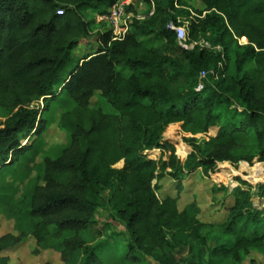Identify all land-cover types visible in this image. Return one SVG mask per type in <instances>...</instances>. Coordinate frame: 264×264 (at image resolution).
I'll return each mask as SVG.
<instances>
[{
	"label": "trees",
	"instance_id": "16d2710c",
	"mask_svg": "<svg viewBox=\"0 0 264 264\" xmlns=\"http://www.w3.org/2000/svg\"><path fill=\"white\" fill-rule=\"evenodd\" d=\"M151 1L152 8L143 0L142 18L113 40L87 14L106 13L114 0H0V109L6 112L0 171L35 147L60 93L72 100L58 117L68 142L55 157L42 158L40 174L14 202L13 231L0 234V264H9L4 252L28 238L34 254L53 250L61 264H111L102 255L115 233L97 219L104 202L128 237L117 264L142 256L183 264L179 252L190 240L205 247L204 264H242L264 245V207L251 199L264 200V181L255 191L240 178L247 188L213 186L226 203L215 224L200 221L195 199L178 206L183 180L199 167L206 176L216 162L257 157L264 163V0ZM178 18L189 21V43L202 38L208 46L181 47L167 28ZM90 34L96 47L74 60V49ZM95 93L112 111L91 106ZM172 123L193 133L217 131L201 149L194 146L200 157L193 149L182 164L161 139ZM249 134L253 153H239L240 137ZM152 148L168 156L147 157ZM165 178L175 182V193L160 198Z\"/></svg>",
	"mask_w": 264,
	"mask_h": 264
},
{
	"label": "rangeland",
	"instance_id": "374dc122",
	"mask_svg": "<svg viewBox=\"0 0 264 264\" xmlns=\"http://www.w3.org/2000/svg\"><path fill=\"white\" fill-rule=\"evenodd\" d=\"M145 9L146 6L144 2L136 6V11L139 13L144 12ZM87 17H92V14L88 13ZM100 27L99 25V28ZM188 27L189 26H187V28ZM86 40L89 41V43H85V40H82V44L79 43L74 49V60L87 51H93L96 47L93 35ZM195 43L208 46L207 42L202 38H198L197 41L189 44L193 47ZM238 43L246 44V42L244 43V41L241 42L240 40H238ZM69 68L70 64L63 68L60 73L61 77L66 75V70ZM62 93H60L61 96L58 98L59 100L53 102L50 110L45 113L47 128L34 143L35 147L26 151L18 163L8 165L0 171V234L13 231V220L11 219L12 206L14 202L20 198L24 189L32 184L35 176L40 174L42 158L44 156L55 157L60 152L61 148L68 142L67 135L58 126V117L63 110L69 109L72 106V100L70 101L64 94L62 95ZM38 104H41V100ZM90 104L92 107H99L105 112L112 111L110 105L97 93L91 98ZM5 118L6 112L0 109V120ZM216 131L217 127H211L206 133H193L190 130L182 129L180 123H173L169 124L164 129L161 139L163 142L173 145L177 158L184 164L193 149L196 150V156H201V151H198L194 146L198 145L201 149L203 147V142L206 141L209 136H213ZM190 139H194L195 141ZM240 140L244 144V148L239 153L246 155L252 154L254 151L252 136L250 134L242 136ZM31 142H33V140ZM23 143L25 144L26 141H23ZM178 146H182L183 151L185 150L184 155L177 152ZM151 150L156 153H153ZM168 153V150H160L159 148H152L150 151L146 152L152 159H158L160 156H163L165 159ZM243 164L248 167L260 164L264 169V163L259 162L257 157H253L248 162L244 160H239L235 163L227 161L226 164H223V162H216L213 171L209 172L206 176L199 167L194 173L186 176L182 182L183 190L178 199L179 208H182L186 203L195 199L201 208V213L199 214L200 221L206 224L220 222L224 218L225 210L223 205L226 203L221 192L213 194L211 191L213 186H218L220 184L226 185L228 190H231V188L237 185L242 188H247V185H243L237 180V178H240L250 183L252 185V190L255 191L254 185L264 181V176L251 179L248 173L241 168ZM121 165L122 161H119L114 167H121ZM159 184L161 189L157 190V194L160 198L166 193H175V182L171 179H161ZM251 199L252 204L257 208L264 207V200L260 202L254 195ZM97 219L101 222H108L111 225L110 232L115 233L114 238L109 242V247L103 251V260L109 261L111 264H117L118 261H121L122 255L126 250L128 237L125 227L119 220L110 217L106 202L99 208ZM208 245H212V243L209 242ZM34 247V240L28 238L27 241L12 250H7L4 254L9 257V264H43L45 262H49L50 264H61L57 252L53 250H41L38 254H34L32 252ZM179 254L184 260L183 264H204L206 251L205 247L198 243L197 240H190L187 246L184 248L182 247ZM126 264L157 263L148 256H142L140 262ZM242 264H264V245L259 250L251 251L248 256L243 259Z\"/></svg>",
	"mask_w": 264,
	"mask_h": 264
},
{
	"label": "built area",
	"instance_id": "2783aa9c",
	"mask_svg": "<svg viewBox=\"0 0 264 264\" xmlns=\"http://www.w3.org/2000/svg\"><path fill=\"white\" fill-rule=\"evenodd\" d=\"M150 5L153 7L151 0ZM143 0H114L108 11L104 14H97V21H101L105 26L103 30H109L111 39H122L127 33L130 25L134 19L142 18L143 14L136 11V6L142 3ZM57 14L63 13V8L57 9ZM152 10L148 12L151 14ZM189 21L176 19V21H169L167 28L174 31L177 43L185 48H191L187 38V24ZM102 30V31H103ZM205 75V71H200V77ZM200 85H198V88Z\"/></svg>",
	"mask_w": 264,
	"mask_h": 264
},
{
	"label": "bare ground",
	"instance_id": "6f19581e",
	"mask_svg": "<svg viewBox=\"0 0 264 264\" xmlns=\"http://www.w3.org/2000/svg\"><path fill=\"white\" fill-rule=\"evenodd\" d=\"M241 42L244 41V39H240ZM223 164L227 161H222ZM224 167V166H223ZM244 171H246L251 179H255L261 176H264V169L260 164H255L252 167L245 166L244 164L241 167Z\"/></svg>",
	"mask_w": 264,
	"mask_h": 264
},
{
	"label": "crops",
	"instance_id": "0c3cea01",
	"mask_svg": "<svg viewBox=\"0 0 264 264\" xmlns=\"http://www.w3.org/2000/svg\"><path fill=\"white\" fill-rule=\"evenodd\" d=\"M91 14H92V17H90V18H94V19H95V22H96V24H97V25H96V28L99 29L100 31H102L103 28H104V26H103L104 24H103L101 21H100V22L97 21V18H96V15H97V14H96V13H95V14L91 13ZM98 24L101 26L100 28H99V25H98ZM92 35H93V34H90L87 38L83 39V40H85L84 42H85V43H86V42L89 43V41H87L86 39H88L89 37H92ZM84 42H83V43H84ZM81 44H82V42H81ZM172 124H173V123H172ZM215 133H216V132H215ZM214 135H215V134H214ZM148 151H150V149H149V150H145L144 153L146 154V152H148ZM146 155H147V154H146ZM147 157H149V155H147ZM149 158H151V157H149ZM163 158H164V157H163ZM122 163H123V161H122ZM121 166H122V165H121ZM257 198H258V197H257ZM258 201L262 202V200L259 199V198H258Z\"/></svg>",
	"mask_w": 264,
	"mask_h": 264
}]
</instances>
